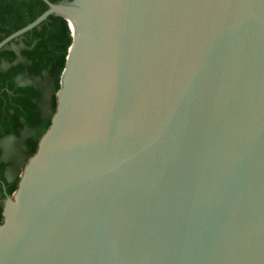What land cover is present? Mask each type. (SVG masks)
Returning a JSON list of instances; mask_svg holds the SVG:
<instances>
[{
    "label": "water",
    "instance_id": "obj_1",
    "mask_svg": "<svg viewBox=\"0 0 264 264\" xmlns=\"http://www.w3.org/2000/svg\"><path fill=\"white\" fill-rule=\"evenodd\" d=\"M41 1L0 50L72 44L0 264H264V0Z\"/></svg>",
    "mask_w": 264,
    "mask_h": 264
},
{
    "label": "trees",
    "instance_id": "obj_2",
    "mask_svg": "<svg viewBox=\"0 0 264 264\" xmlns=\"http://www.w3.org/2000/svg\"><path fill=\"white\" fill-rule=\"evenodd\" d=\"M51 3L71 0H48ZM46 5L41 0H0V41L35 20ZM72 44L71 33L63 18L50 16L37 28L13 40L0 50V140H24L26 161L37 151L40 138L48 130L56 110V94ZM20 45L15 51L10 47ZM35 83L21 84L22 78ZM43 89L51 91L47 108L42 109ZM1 158V149H0ZM9 163L0 159V224L3 202L15 192L19 176L7 179Z\"/></svg>",
    "mask_w": 264,
    "mask_h": 264
},
{
    "label": "rangeland",
    "instance_id": "obj_3",
    "mask_svg": "<svg viewBox=\"0 0 264 264\" xmlns=\"http://www.w3.org/2000/svg\"><path fill=\"white\" fill-rule=\"evenodd\" d=\"M11 49L17 51L20 48V45H12ZM21 84H32L35 83L33 79L22 78L19 80ZM43 103L41 104L42 109L47 108V102L49 100L51 91L46 88L43 89ZM30 136L29 131H23L21 136L17 139L7 138L0 140V149H1V161L9 163V168L6 173L7 179H13L16 175L21 176L24 170V167L27 163L24 157V140Z\"/></svg>",
    "mask_w": 264,
    "mask_h": 264
},
{
    "label": "bare ground",
    "instance_id": "obj_4",
    "mask_svg": "<svg viewBox=\"0 0 264 264\" xmlns=\"http://www.w3.org/2000/svg\"><path fill=\"white\" fill-rule=\"evenodd\" d=\"M68 20V24H69V26H70V30H71V32H72V35H73V37H74V39H75V37H76V34H77V26H76V23L73 21V19H71V18H68L67 19Z\"/></svg>",
    "mask_w": 264,
    "mask_h": 264
}]
</instances>
